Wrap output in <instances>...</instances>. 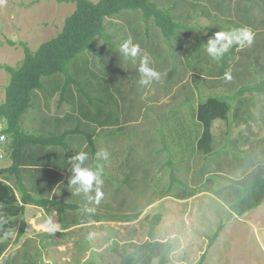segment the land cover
I'll list each match as a JSON object with an SVG mask.
<instances>
[{
  "label": "rangeland",
  "instance_id": "rangeland-1",
  "mask_svg": "<svg viewBox=\"0 0 264 264\" xmlns=\"http://www.w3.org/2000/svg\"><path fill=\"white\" fill-rule=\"evenodd\" d=\"M154 1L164 8L173 5L180 21L199 26V30L187 35L183 31L185 38L181 42L177 39L169 41L161 29L140 11L128 10L108 18L106 36L98 37L93 50L78 55L70 64L77 83L65 88L64 74L46 79L45 89L36 90L33 106L25 115L23 124L25 129H34L49 136L68 126L65 122L56 123L55 119L67 117L73 120L82 113L88 117L105 118L108 108L102 109L104 101L101 99L109 98L106 97V87H103L104 81L113 82V90L118 94L133 96L131 92L134 91L129 87H135L132 82L141 81L140 57H146L148 66L158 73L157 77H144L148 83L144 84L142 92H146L144 97L153 106L148 105L150 107L146 109L144 122H150L147 129H124L114 145H103L99 139L98 144L95 143L97 152L106 150L109 154L107 160L102 157L97 160L89 142L84 152L89 158L86 167L96 172L97 165H100L103 172L98 177L101 183L94 181L91 189L83 191L84 195L76 196H83L84 209L74 212L57 210V214L53 209L51 214L42 209L34 210L33 218L27 216L26 232L19 242L14 240L20 230L21 218L14 217V236L7 244L0 263L18 256L19 264H23L29 260L21 256L25 253L29 258L35 255V259L46 264H88L91 260L98 264H119L123 249L135 252L149 248L150 254L143 264H157L163 253L167 254V264H197L208 248L204 264H264V203L237 215L216 194L203 192L207 188L221 189L224 184L241 179V165L247 151L252 150L254 161L264 165V94L246 93L233 102L232 108H250L249 116L254 124L249 128H237L238 125L233 124L229 127L222 119L216 120L214 132L218 155L209 161L202 156H191L189 161L180 160L181 151L176 144L173 150L170 149L171 154L170 151H161L162 134L158 131L163 126L170 141L185 132L180 123L192 121L189 106L181 108L180 114L176 102L193 95L194 106L198 100L211 95L232 96L242 87L264 78V0ZM75 8V3L57 0H0V66H17L22 62L24 47L21 43H27L36 51L43 42L57 36ZM212 22L215 28L221 23L223 31L228 33L237 24L244 29H252L251 43L239 50L237 63L227 77L211 78L186 69V79L179 84L173 99L172 96L166 97L167 92L164 91L171 88L164 86L168 72L185 62L186 53L194 48L198 34L206 35L210 31L207 26ZM129 39L140 48L135 60L127 58L119 50V45ZM170 43L174 44L171 49ZM178 43L179 56L175 59L171 53L176 52ZM159 53L168 57L164 59ZM85 60L89 61L88 65ZM10 77L8 71L0 67V104L6 100ZM149 86L150 89L145 90ZM176 95H179L178 99ZM89 97H96L95 102L101 105V109L98 105L95 108ZM81 102L85 103V109L80 107ZM167 103L174 105L176 110L162 125L157 117L162 110L157 106L166 111ZM0 123L6 126L3 118H0ZM78 125L75 122L71 124L74 128ZM4 145L0 144V147ZM1 151L6 149L0 148ZM186 152H191L189 146ZM173 158L179 168L176 175L184 184L175 182L171 186L172 168L167 161ZM1 162L4 164L5 161ZM97 189L102 194L98 202ZM194 189L201 192L186 199L179 196ZM58 198L63 200L60 196ZM76 198L74 202L80 203L81 200ZM150 201L152 205H149ZM156 215H161V220L156 237L152 238L149 234L151 220ZM79 221L87 223L73 224ZM47 223L54 226V230H47ZM221 225L224 226L222 232L209 247L210 236ZM5 241V238H0V243ZM144 245L147 246L142 247Z\"/></svg>",
  "mask_w": 264,
  "mask_h": 264
},
{
  "label": "trees",
  "instance_id": "trees-1",
  "mask_svg": "<svg viewBox=\"0 0 264 264\" xmlns=\"http://www.w3.org/2000/svg\"><path fill=\"white\" fill-rule=\"evenodd\" d=\"M58 2L75 3L76 8L74 12L68 16L65 20L62 31L54 38L43 42L40 47L33 51L29 45L25 42L21 43L24 47V59L17 66L5 65L4 67L10 74V82L6 88V100L0 104V118L6 121V128L4 133L10 136L12 141V158L13 165L9 168L0 169V238H5L7 241L0 243V258L7 249V244L13 239L14 228L16 223L13 220L14 217L21 218L20 230L16 235L14 242H19L21 237L26 232L27 220H26V205L35 204L43 206L45 208L57 209L58 211H66L68 209H77L79 206L72 203L59 201L55 197L52 199L45 197H36L32 194L30 189L27 188V184L24 182V174L21 169L24 162L23 157L24 150L28 145H53L59 144V137L56 136H35L28 133L22 127L23 115L33 106V99L36 90H44V81L49 78H53L59 74H64L66 77L65 88H68L71 83H77L70 68L71 62L81 54H85L89 50H93L95 41L98 37L106 36L108 18H113L121 15L124 11H140L147 20H152L156 26H158L164 37L169 41L176 40L181 42L184 39V34L191 32H197L199 26H191L178 19L175 13V7L173 5L169 7H161L154 0H57ZM217 24V23H216ZM218 28H215L212 22L207 28L210 30L206 35L203 33L198 34V41L196 47L190 52H187V60L182 65H175L172 70L180 69L181 73L186 74V69H190L194 72H199L202 75H207L211 78L215 77H227L233 70L237 63V55L241 48L245 47L248 42H245L243 46L238 41L233 40L228 50L221 54L218 60L213 59L206 47L210 39L215 38V34L218 32H225L221 27V23H218ZM220 28L222 31H220ZM241 29H244L240 24L233 29L232 34ZM253 34L252 29H248ZM191 43V40L189 41ZM222 41L217 44V48L221 47ZM159 55L166 59L167 55ZM174 56V53H173ZM76 60V59H75ZM74 60V62H75ZM86 65L89 61L85 60ZM80 68H78V71ZM169 71V77L173 71ZM227 74V75H226ZM168 80H164V86H174V83H168ZM172 80V79H170ZM163 82V81H162ZM135 87H129L133 96L128 93H122L115 96L111 91V85L108 80H105L103 87L107 89L106 97L109 99H101L103 102L102 109L117 107L120 109V104L128 102L134 98H137L142 94V88L145 85L140 81L132 82ZM118 93V92H117ZM246 93L250 94H264V78L256 83L249 84L239 89L234 95H211L206 99H202L198 102V105L193 106L195 96H190L187 99H183L180 103L188 106L191 110L192 116L195 120L201 122L203 131L201 136H197V148L198 150H204L206 153H214L213 142L215 136L212 131L213 124L216 120H228L233 106V102L240 96ZM89 94V93H88ZM138 95V96H136ZM96 97H89L90 103H93L95 108L101 105L95 102ZM173 99V97H171ZM193 101V102H192ZM113 102V104H112ZM84 102L80 103L81 108H84ZM166 106V105H165ZM160 111L158 118L161 119L162 125L170 119L175 113V106L167 105L165 108L157 106ZM85 109V108H84ZM152 109V107H151ZM105 111V110H104ZM113 113V112H112ZM109 114L108 118H111L113 114ZM163 126L158 130L162 134L164 146H167V140ZM8 139V137H7ZM90 145L93 148L94 154L96 153V144L90 136ZM251 151L245 152L244 163L241 165L243 170L242 178L235 181V183L224 184L221 189H211V192L223 199L229 204L231 210L238 215H243L246 212L262 205L264 203V165L254 161ZM218 153V151H216ZM38 159V158H35ZM40 160V159H38ZM38 162V161H35ZM168 165L172 168L171 172V186L175 182H182L176 175L177 168L172 160L168 161ZM37 166L41 167V172L46 171V164L41 162ZM251 168V169H250ZM10 175H15L16 180L11 181ZM20 196L18 195V193ZM196 192L194 190L187 193L185 198L193 196ZM182 196V195H181ZM133 219V217H131ZM129 221L131 219H124ZM161 220V215H156L151 220L150 236L156 237L157 227ZM66 226V225H65ZM221 225L218 230L210 236L209 247H211L218 239L220 233L223 230ZM158 242H156L154 251L157 248ZM153 245V246H154ZM45 246V244H44ZM144 245L142 247H145ZM150 249L147 251L137 250L130 252L127 248L120 252L121 260L119 264H143L147 261V257L150 254ZM208 248L202 255L197 264H204V260L207 256ZM21 253V252H20ZM28 253V251H27ZM21 256L28 258L29 260L23 262V264H46L42 260L35 259L36 256L29 258L25 253H21ZM18 256L11 258V261L0 264H19ZM167 254L163 253L157 264H167ZM88 264H98L95 260H91Z\"/></svg>",
  "mask_w": 264,
  "mask_h": 264
},
{
  "label": "crops",
  "instance_id": "crops-1",
  "mask_svg": "<svg viewBox=\"0 0 264 264\" xmlns=\"http://www.w3.org/2000/svg\"><path fill=\"white\" fill-rule=\"evenodd\" d=\"M198 39H199V37H197L194 48L196 47ZM173 45H174L173 43H170L169 48L171 49V47ZM179 50H180V44L178 43L176 52L174 53V56L172 53H171V56L176 59V56L177 55L179 56ZM167 57H168V55H167ZM165 63H166V61H165ZM166 65H167V63H166ZM172 71H173V73L171 74L172 77H169L168 83L173 82L174 86H171V88H170V85L169 86L167 85V87L170 88V90L164 91V92H167L166 97H170V96L174 97L176 94V90L179 87V84L184 82L186 79L184 76V73H181L182 70L178 69V71L177 70H172ZM167 75H169V72ZM170 79H172V80H170ZM167 80H168V78L166 79V81ZM108 82L111 85V91L115 94V96H117L118 95L117 90L116 91L113 90L114 83L111 81H108ZM193 85L195 86L194 83H193ZM148 89H150V86L147 87L145 90H148ZM144 92H142V94L139 96L136 95V96H138L137 98L129 100L128 102L121 103L120 109H117V107H112L111 109H109L107 111V115H104L105 118H99V117L93 118L94 116L88 117L84 113H82V115L80 114L78 116H75L73 118V120L68 119L67 117H65L64 120L61 118L55 119L56 123H58V124H59V122H62V123L65 122L66 124H68V126L67 125L63 126V129L61 131L58 130L56 133L52 132L51 135L46 136V137H50V136L59 137V139H60L59 144L58 145L53 144V145H47V146L28 145L24 150L25 156L23 157V159L26 162H24V164L21 166L22 167L21 169L23 170V174H24V182L27 184V188L30 189L32 194L36 195V197H38V198L45 197V198L52 199L55 197L59 201L72 203V204H76L79 206L77 209H68L67 211H69V212H74L76 210H78V211L83 210L84 209V202H83L84 198H83V196L81 198H76V196H78L80 193L83 194L84 189L80 184H72L71 183V179L74 175V173L72 171L73 162H71V158L73 156H75L76 154H78L79 152H86L87 146H88L89 142L91 141L90 136L92 137V140H94V143L98 144L99 139H100V143L103 145H107V144L108 145H114L116 139L120 138V136H121L120 134H121V132L124 131V129H136V128L147 129L146 126L150 122H148V123H146L147 121L144 122V120H146V118H145L146 109H147V107L149 108L150 106H152V105H150V104H152V102H150V100L147 101V99L144 97L146 92L145 93ZM176 97L178 99L179 95H176ZM191 97L193 98V95H191ZM199 101L200 100L197 101L196 106L198 105ZM181 102L182 101L180 100L179 102L175 103L177 110L180 112H181V108H184L185 106H187L189 104V103L186 105L183 104L182 107L178 109V107H180V105H181L180 104ZM168 104L169 103H167V105ZM148 105H150V106H148ZM238 108L239 107H237V109L232 108V109H236V110L232 111V109H231L229 119L223 120V121H225V123H227L229 125V127L233 124V125H238V126H236L237 128H243V126H246L249 128L251 125L254 124V121L249 116L251 113L250 108H248V107L247 108H240V109H238ZM82 109H84V108H82ZM28 111L22 117V122H21L22 127L24 124L25 115L28 113ZM111 113L113 114V116H111V118H108L109 114H111ZM180 114H182V112ZM217 121L214 122L213 127H212V131H213L214 136H215L214 130L216 127L215 124H217L216 123ZM73 122H75L76 124H79L81 126L78 125L77 127H79V128H77V127L74 128L73 126H71V124ZM180 126H182L181 129L184 130L185 132H182L180 135L178 134V137L172 138L170 141L168 140L167 134L165 133L166 140H167V146H164L163 139H162L161 151H167V152L170 151V154H171L170 149L173 150V145L176 144V146H178L180 151H181L180 160H182V161L191 160V158H192L191 156H193V157L194 156H196V157L202 156L204 160L209 161V160L213 159L216 155H218V153L216 152L217 151L216 137H215L214 142H213V146H214V150H215L214 153L210 154V153H206L204 150L203 151L198 150L196 139H197V136L198 137L201 136V133L203 131V127H202L201 122H199L198 120H195L193 118L190 123H188V124L180 123ZM195 126L197 127V129L196 128L194 129ZM148 128H150V126ZM23 129L25 131H27L28 133L33 134L35 136H45L44 133H42L40 131H36L34 129L28 130V129H25L24 127H23ZM185 133H187V134H185ZM125 135H128V134H125ZM8 138L9 139L6 141L7 143L5 142V145L2 144L4 146L0 147V148L6 149V151H1V153H0V169L9 168L14 163L13 158H12V149H13L12 148V141H13V139L10 136H8ZM190 139H191V142L189 141ZM188 146L191 148L190 153L186 152V148ZM96 152H97V149H96ZM172 153H174V151H172ZM94 155H96V153ZM35 158H38L40 160L35 159ZM97 160H99V159H97ZM169 160H171V159H169ZM1 161H5L4 164H2ZM35 161H38V162H35ZM172 161H176V159L173 158ZM41 162H44L46 164V171L41 172V169H40L41 167L37 166ZM88 163H89V158H86V160L83 162V164H81V167H86V165ZM97 163H98V161H97ZM206 175H208V172ZM10 177H11V181L16 180L15 175H10ZM2 179L3 178H0V180H2ZM211 189L212 188H207V189L203 190V192H205V191L211 192ZM194 191L196 193L191 197H194L195 195H197L198 193L201 192L200 190H195V189H194ZM17 193L20 196L19 192H17ZM211 193H213V192H211ZM184 195H186V194H184ZM184 195H182V196L179 195V196L181 197V199H186ZM58 196H60V198H62L63 200L59 199ZM191 197H189V198H191ZM75 198L81 200L80 203H75L74 202V201H76ZM152 204L153 203L150 201L149 205H152ZM30 208H33V210H30ZM39 209H42L44 212L47 211L48 214L52 213L51 208L48 209V208H45L43 206H38L35 204H27L26 209H25L26 210V219H27V216L28 217L30 216V219H31L33 211L34 210L38 211ZM53 211H54V214L59 213L57 211V209H55V210L53 209ZM86 223H87V221H79L77 223L73 222V224H75V225H77V224L83 225Z\"/></svg>",
  "mask_w": 264,
  "mask_h": 264
},
{
  "label": "clouds",
  "instance_id": "clouds-1",
  "mask_svg": "<svg viewBox=\"0 0 264 264\" xmlns=\"http://www.w3.org/2000/svg\"><path fill=\"white\" fill-rule=\"evenodd\" d=\"M233 40L238 41L241 46L244 45L245 42L251 43L252 41V33L248 29H241L237 32H233L232 34H226L225 32H218L215 34L214 39H210L208 45L206 47V51L213 58L218 60L222 53L226 52ZM222 41H226V43H222L221 47L217 48V44ZM119 50L122 54H124L127 58L135 60L140 52L139 45L132 44L131 39L125 40L122 44L119 45ZM139 71L142 74L141 83H148L147 79L144 77H157L158 73L155 72L152 68L148 66V61L146 57H140V67ZM227 75V74H226ZM108 152L106 150H100L96 153V158L100 159L101 157L104 160L108 159ZM87 156L84 152H79L75 156L71 158V162H73L72 171L74 173L71 183L72 184H80L84 191L87 192L92 188L93 182L95 181L97 184L101 183L99 180V175L103 172V168L100 165H97V171L93 172L91 169L86 167H81V164L86 160ZM102 194L99 189H97V202L99 197ZM91 211V210H89ZM47 230H54V226L50 223H47Z\"/></svg>",
  "mask_w": 264,
  "mask_h": 264
},
{
  "label": "built area",
  "instance_id": "built-area-1",
  "mask_svg": "<svg viewBox=\"0 0 264 264\" xmlns=\"http://www.w3.org/2000/svg\"><path fill=\"white\" fill-rule=\"evenodd\" d=\"M6 126H4L2 123H0V144H3L7 141V135L4 133V129Z\"/></svg>",
  "mask_w": 264,
  "mask_h": 264
}]
</instances>
